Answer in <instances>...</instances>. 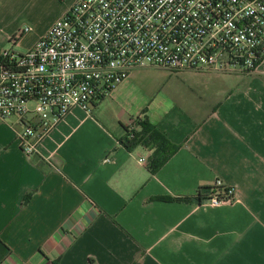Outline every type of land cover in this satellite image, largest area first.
<instances>
[{"label": "crops", "instance_id": "1", "mask_svg": "<svg viewBox=\"0 0 264 264\" xmlns=\"http://www.w3.org/2000/svg\"><path fill=\"white\" fill-rule=\"evenodd\" d=\"M44 1L0 0V58ZM35 30L15 47L49 28ZM193 74L218 79L208 108L123 116L102 110L105 98L72 108L32 156L19 118L0 119V264H264V61L251 74ZM146 118L176 148L155 174V148L121 143ZM215 187L235 200L209 205Z\"/></svg>", "mask_w": 264, "mask_h": 264}, {"label": "built area", "instance_id": "2", "mask_svg": "<svg viewBox=\"0 0 264 264\" xmlns=\"http://www.w3.org/2000/svg\"><path fill=\"white\" fill-rule=\"evenodd\" d=\"M30 30L0 58V119L19 118L29 156L72 108L89 110L136 70L251 74L264 61V0H75L33 48L15 51ZM226 188L209 205L232 203Z\"/></svg>", "mask_w": 264, "mask_h": 264}, {"label": "rangeland", "instance_id": "3", "mask_svg": "<svg viewBox=\"0 0 264 264\" xmlns=\"http://www.w3.org/2000/svg\"><path fill=\"white\" fill-rule=\"evenodd\" d=\"M67 0L44 1L39 9L40 16L30 17L23 22V28L33 27L35 31L51 28L57 20L56 13ZM73 6V5H72ZM54 23V24H53ZM19 34V33H18ZM21 47H13L17 52H26L33 42L34 32L26 34ZM12 48L8 44L6 49ZM202 74V73H201ZM218 79L211 74L194 75L189 72H168L158 68H145L133 72L107 97L102 110L116 115H137L146 110L149 116L166 107L185 109H206L218 98ZM221 90V86H220ZM107 104V103H106ZM105 106H108V108Z\"/></svg>", "mask_w": 264, "mask_h": 264}, {"label": "trees", "instance_id": "4", "mask_svg": "<svg viewBox=\"0 0 264 264\" xmlns=\"http://www.w3.org/2000/svg\"><path fill=\"white\" fill-rule=\"evenodd\" d=\"M15 39L16 37L12 40ZM139 125L141 126L140 131H136V129L132 130L131 127H126L128 132L121 143L128 151H132L140 145L155 148L150 162V170L155 174L168 161L176 148L170 143L166 135L161 133L147 118L139 122ZM210 190L209 188V191ZM211 192L218 194L221 198H225L228 195L226 187H215L212 188ZM163 200L169 201L170 198H163Z\"/></svg>", "mask_w": 264, "mask_h": 264}]
</instances>
